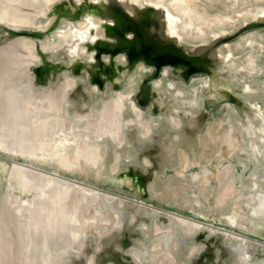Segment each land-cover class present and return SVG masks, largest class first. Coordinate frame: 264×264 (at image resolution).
I'll list each match as a JSON object with an SVG mask.
<instances>
[{"label": "rangeland", "instance_id": "374dc122", "mask_svg": "<svg viewBox=\"0 0 264 264\" xmlns=\"http://www.w3.org/2000/svg\"><path fill=\"white\" fill-rule=\"evenodd\" d=\"M210 1L171 0V3L181 7L189 3L197 8L203 5L200 9L207 15H211L212 9L217 5V0ZM123 3V0H0V161L2 162L0 163V264H48L49 262V264L54 262V264L60 262V264H89L90 262L86 261L88 259L92 261V264H118L117 256L109 253L106 248L102 251L100 248L99 252H96V248L100 247L98 236H100L99 232L103 226L98 224V221L101 218L103 220L105 215V219L109 217V214H106L108 211L104 210L105 202L101 198L104 197V194L131 201L150 210V217L144 216L147 213H143V217L146 220L148 218V224L151 225L150 247L152 245L154 248L156 245L158 250L152 248L154 257L150 259L149 252H141L142 259L148 264H160L162 261L163 264H182V262L191 264L192 261L186 262V259H190L188 256L191 249V247L188 248L191 246L190 226L206 225L204 220L207 216L211 215L215 219L222 214L219 211L217 214H209L207 204L217 200L216 203L218 202L219 205L221 202L219 194H223V191L228 192L225 191L228 182L226 177L228 176L222 168L225 163L221 166L217 165L224 151H228L227 141L225 145L223 143L226 137L220 131L216 132L215 136L218 137V142L213 141L205 153L201 134L204 135L208 123L220 116H223L222 119L228 125L232 124L233 127L239 128L237 118L232 111L227 109H239L238 99L241 100L240 95H235L237 85L234 81L238 66L236 64L238 56L236 55L241 54L239 41L242 37L240 33L256 30L261 34L264 28V10L260 13L263 14L261 17L263 22L258 17L261 15L257 14L258 20L256 16L253 17L251 22L244 26L242 32L225 31L229 27L228 20L221 18L220 26L222 21H226V24L223 23L221 26L220 30L224 31H220L222 35L217 42L210 39L204 26L197 27L192 22L190 25V21L182 18L181 22L187 31L179 36L175 43L161 35L162 28V30L151 34L142 26L133 23H129L130 26L132 25L129 27L132 36L128 37L126 34L128 24L125 19ZM150 28L152 30V26ZM197 28L200 29L199 32H202V41L208 43L207 45L210 44L208 49L214 53L208 55L206 68H202L201 55L197 52L196 65L193 64L196 66V70L191 65L190 68L188 67L189 64H192V60L188 59L191 54L186 48L191 46V42H194V35L197 32L195 29ZM263 32L261 36L264 37ZM140 37L146 38L154 47L150 60L136 59L134 55L131 57L129 51L133 48L131 47L132 42H137ZM180 38L183 42L179 41ZM218 47L219 49H217ZM263 52L264 45L260 48L257 47L252 52L257 72L256 88L260 87L262 82L258 80L259 78L264 81ZM119 53L122 54V57ZM52 55L53 57H51ZM215 55L217 57H214ZM222 55L225 58H222V61L225 60L224 62L220 61ZM126 60L127 63H125ZM52 64L55 66L53 71L43 70L40 71V74H36L38 67L44 69V66ZM170 66L171 68H169ZM184 67L186 68L185 72L181 73L180 70ZM199 69L200 71H198ZM133 71L138 75L131 73ZM218 73H221L219 75L223 82H226L225 85L228 84L227 86L223 85L222 90V80L220 88H218L220 90L217 89L218 84L216 85L214 80L220 77ZM117 76L120 81L118 79L115 82L114 77L117 80ZM150 76L155 77L151 79ZM179 79L182 81H178ZM213 81L217 87L213 85ZM185 83H187L186 87ZM127 84L126 87L130 91L135 88L138 90L140 85L145 91V95L148 96L142 103L137 100L138 96L136 98V90L131 92L135 105L137 108L140 107L141 117L152 118L158 112L164 111L168 105V114L176 122L178 130L172 128L171 134L168 135L169 138L167 137L168 140L163 139L165 141L163 143L156 138L155 132V134L152 131L146 132L145 134L150 135L147 139L150 146L142 149V152L140 151L141 155L138 158L141 159L135 168L136 171H119L123 167L124 160H121L120 157L119 160L117 159V172L113 173L111 170L113 150L110 149L111 144L108 142L110 138L104 137L102 134L103 137L100 136L99 139L95 137V135L98 136L96 133L100 131L97 132L100 123L96 119L105 113L101 101L102 97L105 98L109 94L107 90L113 87L123 88ZM135 85L137 86L134 87ZM206 85L213 86L215 89H208L209 86ZM167 86L172 90L175 88L178 94L176 96L167 94L164 99L165 103L162 100L163 95L159 92L164 91L163 89ZM225 87L229 90H226ZM216 89L218 93L215 91ZM219 91L222 94L219 95ZM76 117L80 119H74ZM141 120L144 121L143 130L145 131V128L150 130L145 124L148 122L142 118ZM94 122V126L97 124V128L93 127L92 123ZM90 126L92 129H89ZM152 129L154 130V128ZM175 139L176 141L172 144L173 146L177 145L172 149L176 147L178 149V144L183 142L182 145H185L183 148H186L184 150L187 151V154L185 155V151L181 153L183 150H179V152L175 149L176 153L182 154V158L185 155L182 161L179 159L182 164L179 165L180 168L176 173L170 175V178L168 177L170 171L167 169L169 167L172 170L170 166L166 167L167 170L165 167L160 168L162 172L164 171L161 173L162 175H168L164 177L170 179L171 182L168 184L171 183L172 186H166L167 181L165 180L164 186L159 183L158 187L156 184L164 178L161 175L159 177L162 179L158 178V175L156 177L159 180L155 177L159 170V164L162 163L161 161L158 163V159L161 160V157L166 156L163 153L164 149L167 146L170 147L171 142ZM238 140V137L235 138L236 142ZM151 145L154 146V149L151 148L153 147ZM215 146H222L219 153L216 152L218 147ZM200 152L209 157L208 163H203L204 161L200 160L202 157ZM199 154H201L200 157ZM168 156L170 155L168 154ZM168 156L166 157L168 158ZM174 156L176 158V154L171 156L172 158L170 157L172 163H175L174 161L178 160L181 155H177L178 158L173 160ZM133 158L138 159L131 156L130 160ZM167 160L165 159L162 165L168 162ZM233 160L235 163L237 162L235 158ZM240 161L242 164V160ZM175 164L177 166V161ZM204 164L207 166L204 167ZM204 168V172H201ZM189 169L192 172L188 171ZM161 171L159 170V173ZM222 174V180H220L219 176L221 177ZM203 180L204 182H202ZM227 195L226 193V196H222V198H229ZM75 202H78V206ZM30 215L31 217H29ZM96 222H98V227L102 225L100 230L95 228ZM35 227L36 230H34ZM44 227L47 229L44 230ZM211 227L213 230L235 235V233ZM46 231L47 233H45ZM51 238L54 239L50 240ZM65 242L66 244H64ZM179 244L181 245L179 246ZM177 246L179 247L177 248ZM60 252H63L62 255ZM57 255L59 257H56ZM194 261L193 264H196Z\"/></svg>", "mask_w": 264, "mask_h": 264}, {"label": "bare ground", "instance_id": "6f19581e", "mask_svg": "<svg viewBox=\"0 0 264 264\" xmlns=\"http://www.w3.org/2000/svg\"><path fill=\"white\" fill-rule=\"evenodd\" d=\"M123 1H124L123 9H124V13L126 14L125 19H126L127 24H128V28L126 31V34H128V37L132 36L131 35L132 31L129 28L132 25L130 26L129 23L130 24L133 23V24L142 26L148 33H151V34H153V32L155 33V31L158 32L162 28L163 30L161 29L162 30L161 35H164L165 39H167L168 41H172V42L175 41V43L177 42L176 40L179 38V36H182L183 34H185L184 32L187 31L184 28L185 25L183 24V22H181L182 18H185L187 21H190V25L192 22V24H194L197 27L204 26L207 29V33L209 34L210 39H212L213 42H217V40L220 39V35H222L220 33V31L221 32L224 31V30H220V28H222L221 26H223V23L226 22V21L225 22L222 21L221 26H220V22L222 20L221 18H226L228 20L229 27L228 28L226 27L227 30H225V31L242 32L244 30V26L246 24L250 23L251 20L253 19V17H255L257 14L261 15L260 13L263 12V10H264V0H217V5H216V7H214V9H212L213 13L211 15H207L206 12H204L203 10L200 9L201 7H203V5L200 8H197V7H193L191 4L188 3V4H185L183 7H181V6H175L174 4H172L171 0H123ZM210 2H212V0ZM263 14L261 16L257 15L261 19V22H263V19L261 18V17H263ZM258 17H257V20H258ZM91 20H93V19H91ZM258 22H260V21H258ZM181 24H182V26H181ZM151 26H152V30L150 28ZM146 27H148V28H146ZM191 29H192V27H191ZM257 29H259V28H257ZM263 29H262V32H263ZM199 30L200 29H198V28L195 29V31H197L196 34L194 35L195 40H193L194 42H191L192 43L191 46H188V48H186V49H188V51L191 54L190 56L188 55L189 56L188 59L192 60L191 61L192 64H189L188 67L191 65V67H193L194 69H196V66H194V65H196L195 59H196L197 52H199V54L201 55L200 64H201L202 68H206V62L208 61V59H207L208 55L212 52L214 53V51L210 52L208 49V46H210V44L207 45L208 43L206 44L205 41H202V36H201L202 32L201 31L199 32ZM262 32H261V34H262ZM261 34L256 32V30L255 31H244V32L240 33V35L242 37L239 41L241 43L240 44L241 54L236 53L237 54L236 56H238V58H237L238 63H236V64H238V66L236 69L237 73L235 74V80L234 81L236 82V85H237V89L235 90L237 93L235 92L236 93L235 95H240L241 100L238 99V105L237 106L239 109H233V110L227 109L229 111H232L234 116L237 118L239 128L233 127L232 124L228 125V123L222 119L223 116H220V117L212 120L211 123H208L206 128H205L204 135L201 134V138L203 137V140H204L203 141L204 142V148L203 149H205V153H207L206 150L209 149V146L211 145V143L213 141L214 142L217 141L218 137L215 136L216 132L220 131L226 137V140L224 142L222 141L223 139H221V141L224 143V145L227 141L226 147H227L228 151H224V154L221 155V158L219 160L220 162H218L217 165L221 166V165H224V163H225L224 167L222 166V168L227 173V176H228V177H226V178H228L227 179L228 182H227V184L225 183L226 184V186H225L226 190L225 191H228L226 193L228 194L227 196H229V198H226V199L222 198V196H224V197L226 196V193L223 191V194H219L220 193L219 192L218 193L219 198H221V202H219L220 204L218 205V202L216 203L217 200H213V201L208 202L209 204H207V207H208L209 212H210L209 214H211V213L217 214L218 211L221 212L222 214L219 215L215 219L212 218L211 215L207 216L206 219L204 220V223H206V225H195V226L192 225V226H190V229H189L190 233L189 232L188 233H189V238L191 239V243L189 242L191 244V246H189L188 248L191 247V249H190V255H188V256L191 259V260L189 259V261L190 262L192 261L191 264H193V261L195 260V257H197V256L198 257H197L196 261H194L196 264L198 262H199V264H201V263L202 264H264V242L261 240H257L256 237H254L252 235V234H254V235L264 237V81L258 77L259 78L258 80L260 82L261 81L262 82L260 84V87L256 88L255 77L257 75V72H256L255 60L252 56V52L254 49H256L257 47L260 48L262 45H264V37L261 36ZM263 34H264V32H263ZM146 37H149V36H146ZM179 41L183 42L181 38ZM181 42H179V43L182 44ZM213 42H211V43H213ZM132 43L133 44L131 47H133V48L131 51H129L131 53V57L134 55L136 59L137 58L138 59L144 58L145 60L151 59L153 52H154V47L150 42H148L146 40V38L140 37L137 42H135V43L132 42ZM187 44H188V41H187ZM229 44L231 45V43H229ZM236 44H238V43H236ZM131 47H130V49H131ZM178 47H180V46H178ZM217 49H219V47ZM215 52H217V51H215ZM123 53H125V52H123ZM119 54H121V53H119ZM169 55H171V54H169ZM223 55H222L221 59L219 58L220 61H222V58H224ZM117 56H115V57H117ZM217 56H219V55L217 54ZM217 56L215 55L214 57H217ZM121 57H122V54H121ZM177 57H178V55H177ZM190 57H192V59H190ZM224 61L225 60H223L222 62H224ZM116 62L118 63V61H116ZM125 63H127V60ZM198 63H199V60H198ZM222 66H223V63H222ZM113 68H114V66H113ZM185 69H186L185 67H184V69L182 68L180 70L181 73H184ZM200 69L198 71H200ZM221 69L224 70L223 68H221ZM221 69H219V70H221ZM163 70H162V72H163ZM135 71H133L131 73L135 74L137 72V71L136 72ZM221 71H218V72H221ZM263 71H264V69H263ZM162 72H161V74H162ZM187 72H190V71H187ZM122 73H123V71H122ZM145 73H147V72H145ZM125 74H126V72H125ZM136 74L138 75V73H136ZM219 74H221V73H218V75ZM219 76H220L219 78H221V79L217 78V80L219 79L218 80L219 82L216 80V78L214 76V78H215L214 80L216 81L215 84L216 85L218 84V87L214 84L215 81H213L212 83L218 89V88H220L219 85L222 82V86H221V90H222V87L227 86L228 84L225 85L226 82L224 83L221 75H219ZM203 77H205V76H203ZM206 77H208V76L206 75ZM212 77H213V75H212ZM212 77H210V78H212ZM224 77H226V76H224ZM114 78H115V82H117L118 79L120 81L119 76H117V80H116V77H114ZM145 78H147V76ZM162 79H164V78H162ZM155 80H158V79H155ZM125 81H126V79H125ZM178 81H182V80L179 79ZM115 82H114V84H115ZM228 82H229V80H228ZM122 83H123V81H122ZM186 84L187 83H185V87L187 86ZM141 85H142V82H141ZM209 85H206V86H209ZM126 86H128V84L125 85L123 88L118 89L117 87H115V88L113 87V88H109L107 90V92L109 94L106 95L105 98L102 97V101H101L102 102L101 106H103V110L105 111V113H102L103 112L102 111L101 112L102 116L99 118L96 117L98 119L95 118L96 121L97 120L99 121V122L98 121L97 122L100 123V128L96 127L97 124H96V126H94L95 122L92 123L93 127L97 128V132L100 130L99 133H96L98 136L95 135V137H98V139H99L100 136L103 137L102 135H104V137L107 136L108 138H110V139H108L109 140L108 142L111 144L110 149L113 150V153H112L113 165L111 166V170L113 173H114V171L117 172V169H118L117 159L120 157H121V160H123V159L124 160H123V167H122L123 169L121 168L119 171H121V172L123 170H125L126 172H130V171L135 172L136 171L135 168H137V164L140 163L139 160L141 159V158H138V156L141 155V152L144 149H146L150 146L148 143V140H147L150 135L145 134L146 132L147 133L149 131H152L153 133L155 132L156 138L159 140V142L163 143V142H165L163 139H167L168 135L171 134L170 133L171 129L178 127L176 125V122H174L170 118L171 116H169V114H168V105L166 106L164 111L158 112V114L152 118L148 119L147 117H141L140 116L141 113L139 112L140 107L138 106L139 108H137V106L134 103V100L131 97V92L136 90V88L131 89V91H130ZM136 86L137 85H135L134 87H136ZM138 87H140V88H137L138 90L135 91L136 96H138V98L137 97L136 98L138 101H141L143 103L145 101V97L148 98V96L145 95V91L141 88L140 85ZM164 87H166V86H164ZM167 88L169 89V91ZM167 88H164L163 89L164 91H162V92L158 91L159 93H161V95H163L162 100L164 102H165L164 99L166 98L165 96L167 94H169L170 96H172L173 94L176 96L178 94V91L175 90V88L173 90H172V88H169L168 86H167ZM209 88L215 89L213 86L212 87L209 86L208 89ZM208 89H206V90H208ZM217 89L215 91H217ZM225 89L229 90V89H227V87H225ZM218 90H220V89H218ZM222 92H224V91H222ZM217 93H218V91H217ZM214 94H215V92H214ZM220 94H222V93L219 91V95ZM92 96H94V95H92ZM201 97H202V95H201ZM200 110H201V108H200ZM202 111H203V109H202ZM141 118L143 120L145 119L146 122H148L145 124L149 127L150 130H148L146 128H145V131L143 130L144 121H142ZM74 119H80V118L76 117ZM71 123H72V121H71ZM141 123H142V125H141ZM81 124H83V123H81ZM69 125H71V124H69ZM90 127H89V129H92V127L91 128ZM152 128H154V130ZM73 129H74V127H73ZM76 130H77V128H76ZM237 133H239V134H237ZM234 134H237V136L236 135L234 136ZM204 137H206V138L204 139ZM237 137L239 140L236 142L235 138H237ZM201 138L199 137V140ZM144 141H145V144H143ZM175 141H176V139L173 142H171L170 147L167 146L166 149H164L165 151H163V153L166 154V156H168V154L170 155V156H168L169 160H167L168 158L166 156L164 158L161 157L164 161L162 159L161 160L158 159V163H160V161L162 162L161 165L159 164V170L160 171H161L160 168H162V167L163 168L165 167V169H166V167L170 166V168L172 169V170H170L169 167L167 168L170 171V172H168L169 176L167 174L162 175L161 173H163L164 171L163 172L161 171L159 173V170H158V172H156L157 174H155V177L158 175L157 177L160 178L159 175H161V177L163 178L164 176L166 177V175H167L170 178V175L176 173L178 171V169L180 168L179 165L182 164L181 161H182V159H184L185 155L187 154V151H185L186 150L185 147L183 148V146H185V145H182L183 142L178 144L179 147H182V148L179 149V147H178V149H176L177 148L176 147V148L172 149V147H175L177 145V144H174L175 146H173L172 143H174ZM151 146H153V145H151ZM215 147L217 148L218 146H215ZM221 147L217 148V150H216L217 153H219ZM151 148L154 149V146ZM151 148H149V149H151ZM213 148H214V146H213ZM107 149H108V147H107ZM107 149H106V151H107ZM167 149H168V151H167ZM175 149H176V151L183 150V151H181V153L185 151L184 152L185 155H183L184 157L182 158V154L179 153L180 151L178 153H176ZM172 152H174V153H172ZM202 152H200V153H202ZM216 152L214 151V153H216ZM107 153H109V152H107ZM175 154H176V158H178L177 155L178 156L181 155L180 156L181 158L179 157L178 160L175 158V156L173 158V160L176 159L174 162L176 163V161H177V166L175 163H172L173 161L170 162L171 161L170 159L172 158L171 156H173ZM225 154H227V155H225ZM200 155L201 154H199V157H200ZM131 156L137 157L138 161L134 158H133L134 160L133 159L130 160ZM208 158L209 157L207 155H204L202 153V157H201V159L200 158L199 159L201 161L203 160L204 161V162L202 161L203 163H206L208 161ZM233 158L236 159V161H237L236 163L234 162ZM165 159L168 161V162H166V163H168L167 165H166V163H164V165H166V166L162 165L163 162H165ZM179 159L181 160L180 162H179ZM240 160H242V162H243L242 164H241ZM0 163H2V162L0 161ZM171 163H172V167H171ZM147 164H149V163H147ZM174 166H176L177 168ZM206 166H207V164H204V167H206ZM0 170H1V168H0ZM166 170H165V173H167ZM204 170H205V168L203 169V171L201 170V172H204ZM188 171L192 172L191 169H189ZM188 171H186V172H188ZM222 176H223V174L221 175V177L219 176L220 180H222L221 179ZM165 177L163 179L160 178L162 180H160L161 182L159 181L157 183L158 185L155 183L156 186L159 187V183L161 184V186H164V184H165L164 181L166 180L167 184H165V185L166 186L170 185L168 187H171L172 184L171 183L168 184V182H171L170 179L168 180V177L165 179ZM191 177H192V175H191ZM224 178H225V176H224ZM224 178H223V180H226ZM157 179L156 180L154 179V180L157 181ZM202 182H204V180ZM224 182H226V181H224ZM173 185H174V183H173ZM224 193H225V195H224ZM101 198H103V201L105 202V203L103 202L104 203V205H103L104 210L108 211V213H106V212L105 213L109 214V217H108V219H105L106 218V215H105V218L103 220H101L102 218L101 219L99 218L100 219V221H98L99 223L96 222V224L98 223V224L103 225V226L101 225L102 230L99 232L100 236H98L100 247L96 248L97 245L95 246V248L97 249V250L95 249L96 252L100 248H101L100 251L105 250V248H106V250L109 251V253H111L114 256H117L118 264H148V262H146L145 260L142 259L141 252H143V253L149 252L150 254L148 253V255H150V256L152 254L151 257L149 256V259L154 257V253H153V251H151L153 246L151 245V247H150L151 238L149 235V231H150L151 225L149 226V224H148L149 223L148 218L150 217V214H149L150 210L147 209L146 207L142 206V205H139V204L137 205L135 203H132L131 201L123 200L121 198L119 199L116 196L114 197V196H110L108 194H107V196H105V194H104V197H101ZM200 202H202V201H200ZM77 203L78 202H75L76 205H77ZM198 203H199V201H198ZM88 207H89V205H88ZM73 208H74V206H73ZM75 211H77V210H75ZM143 213L144 214L147 213V214L144 215ZM102 214H103V212H102ZM143 215L144 216L147 215L146 216V217H148L147 220L145 217H143ZM29 217H31V215ZM207 218H210V219H207ZM174 219H176V218L174 217ZM168 220H169V218H168ZM212 221H216V222H218V224H213V223H211ZM85 222H87V221H85ZM168 222H166V223H168ZM53 223H54L53 225H55V222H53ZM46 224H48V223H46ZM98 224H97V226H95V228H99V230H100L101 226L98 227L99 226ZM211 226L219 228V229L227 231V232H230V233H235V235H232V234H229L226 232H222V231L213 230V228ZM45 227H47V226H45ZM45 227H44V230L47 229V228L45 229ZM51 227H53V226H51ZM84 228H86V227H84ZM181 229H183V228H181ZM34 230H36V227L34 228ZM50 230L52 231V229H50ZM45 233H47V231ZM54 234H55V232H54ZM163 235H164V233H163ZM51 237H53V236H51ZM52 239H54V238H51L50 240H52ZM195 239H197V240L195 241ZM54 241H56V240H54ZM194 241L197 242V244H195ZM32 243H33V241H32ZM67 243H69V242H67ZM97 243H98V241H97ZM185 243H186V241H185ZM51 244H52V242H51ZM64 244H66V242ZM181 244H179V246ZM164 245H166V244L164 243ZM179 246H177V248ZM40 247H41V245H40ZM28 248H29V246H28ZM31 248H32V245H31ZM154 248H156V245L154 246ZM169 248H168V250H169ZM26 251H27V249H26ZM37 252H39V251H37ZM42 253L43 252H41V254ZM62 253L60 255H62ZM180 254H182V253H180ZM188 254H189V252H188ZM52 255L55 256V254H53V253H52ZM67 255H68V252H67ZM67 255H66V257L68 259L69 255L68 256ZM56 257H59V255H57ZM88 260H86L88 263L92 262V261H90V260L88 261ZM60 263H58V264H60ZM160 264H163V261ZM182 264H183V262H182Z\"/></svg>", "mask_w": 264, "mask_h": 264}, {"label": "water", "instance_id": "95a60500", "mask_svg": "<svg viewBox=\"0 0 264 264\" xmlns=\"http://www.w3.org/2000/svg\"><path fill=\"white\" fill-rule=\"evenodd\" d=\"M27 34H29V33H27ZM51 57H53V55L51 56ZM52 62V61H51ZM171 67V66H170ZM169 67V68H170ZM55 69V66H54V64H52L51 66H44V69L43 68H37V70H36V74H40V71H43V70H47V72H50V71H53ZM160 73H161V71H160ZM159 75V74H158ZM153 77H155V76H150V78L152 79ZM137 97V96H136ZM139 103V102H138ZM140 104V103H139ZM90 176H92L91 174H89ZM128 193H130V192H128ZM146 195V194H145ZM157 218V217H156ZM207 219H210V218H207ZM211 223H213V224H218V222H216V221H212ZM254 237H256V239L257 240H261V241H263L264 242V237H261V236H258V235H254V234H252ZM186 262L187 263H189V259H186Z\"/></svg>", "mask_w": 264, "mask_h": 264}]
</instances>
